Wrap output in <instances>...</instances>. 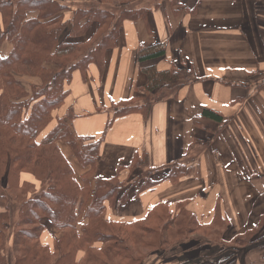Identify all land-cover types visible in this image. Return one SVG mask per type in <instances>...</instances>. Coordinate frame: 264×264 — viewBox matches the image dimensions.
<instances>
[{"label":"crops","instance_id":"0c3cea01","mask_svg":"<svg viewBox=\"0 0 264 264\" xmlns=\"http://www.w3.org/2000/svg\"><path fill=\"white\" fill-rule=\"evenodd\" d=\"M72 2L138 13L122 20L102 66L92 61L73 71L69 94L42 133L72 114L75 135L99 142L90 182L117 177L123 183L104 203L106 218L132 222L165 202L173 213L185 208L214 226L209 239L223 248H237L236 237L248 230L252 240L264 239V0ZM158 44L165 47L162 57L138 60L141 47ZM11 46L5 42L1 54ZM151 66L185 70L186 76L164 87L147 116L114 117L125 101L144 103L137 90L149 78L143 67ZM177 164L191 167L189 173L168 177ZM21 180L40 186L29 173ZM42 223L41 243L53 248L61 233L48 218ZM246 264H264V246L251 250Z\"/></svg>","mask_w":264,"mask_h":264},{"label":"trees","instance_id":"16d2710c","mask_svg":"<svg viewBox=\"0 0 264 264\" xmlns=\"http://www.w3.org/2000/svg\"><path fill=\"white\" fill-rule=\"evenodd\" d=\"M67 8L59 0H0L3 23L0 27V264H139L145 248L181 239L185 233L201 231L215 235L214 226L202 223L185 208L173 213L165 202H158L145 218L132 222L106 218L104 203L113 201L123 183L117 177L90 182L91 170L99 156V142L75 135L70 124L72 114L68 121L59 120L48 135L38 140L52 111L68 96L67 85L73 71L85 69L92 61L102 66L103 50L111 45L122 20L138 17L137 11L130 8L120 9L116 14L107 8L77 7L73 18L66 20L61 12ZM113 15H118L115 27L100 37ZM67 25H71L69 37H81L79 40L61 39ZM6 41H12L14 47L4 56L1 50ZM82 48L86 49L77 56ZM164 54L163 44L141 47L138 60L144 62ZM143 70L149 78L137 91L145 95L144 103L137 106L136 101H125L115 110L114 117L133 112L147 116L153 103L163 97L164 87L186 76L185 70L183 73L176 68L159 71L151 66ZM19 75L36 76L41 84L33 85L30 95ZM26 108L32 109L23 118ZM204 114L222 119L212 110ZM59 140L71 147L86 170L83 185L74 176L71 164L57 144ZM190 168L177 164L168 177L179 178L189 173ZM23 173L32 174L40 182L41 195L38 198L30 196L31 193L24 195L21 225L13 238L15 254L8 255L4 252V232L9 218L4 209L9 195V198L18 197L14 183L20 189L24 186L37 189L33 183L21 180ZM41 216L63 232L53 248L41 243L44 230ZM179 220L183 224L175 228ZM170 228L174 232L168 233ZM251 236L252 230H248L236 237V247L257 241ZM227 260L240 263V255Z\"/></svg>","mask_w":264,"mask_h":264},{"label":"rangeland","instance_id":"374dc122","mask_svg":"<svg viewBox=\"0 0 264 264\" xmlns=\"http://www.w3.org/2000/svg\"><path fill=\"white\" fill-rule=\"evenodd\" d=\"M65 2H66L65 5L69 8V10H71L70 14H64V9L62 10L61 14H64V16L66 17V20H70L71 18H73V16H74L73 12L77 7L86 8V9H97L100 7V5L96 4V3H90L88 5L83 6L82 3H75V5H73L72 0H65ZM117 17H118V15H113V17L108 20V23H112V24L116 23ZM70 31H71V25H67V28L65 29V32L62 35L61 39L62 40H70V39H72V40L78 39L79 40L81 38V37H75L72 35H71L72 37H69ZM104 31H106V29ZM104 34L105 33L102 32L100 37ZM9 42L12 43V41H9ZM13 47L14 46L12 43V46H11V48L7 54H10ZM85 49L82 48L80 51L81 53L77 56H81V54H83V51ZM18 78H19V80H21V82L23 84H25L26 90L29 92L30 95L32 94V92H31L32 86L41 84V79L36 77V76L19 75ZM61 106L57 107L56 109L60 108ZM31 109L29 108V110H28V108H26L24 110L23 118L30 115ZM56 109H54L52 111L51 119H50L49 123L46 125V127L53 120V118H54L53 113ZM69 115L70 114H67L65 117L58 118L57 124H59V120H61V119L68 121V119H70ZM45 128H43L42 131L40 132V134L38 136V140H41L43 138L42 133L45 130ZM57 144L59 145L64 156L67 158L68 162L71 164V166L75 172L74 176L83 185L82 179H83V176H84L86 170L80 165L77 157L74 155V152L69 145H67L65 142H63L61 140L57 141ZM5 163H7V161H5ZM2 166H3V170H4V165H2ZM4 183H6V182H4ZM32 189L33 188H31V186H24L22 189H20L17 186V183H14V191L16 190L18 197L9 198L10 195L8 194L9 195V197H8L9 200L7 201L8 205H7V208L4 209L7 213V218H9L8 219L9 220L8 221V228H6V230L4 232V236H5L4 252H6V254H8V255H11V254L14 255L15 254V249H14V245H13V238H14L15 230L17 228L19 229V225H21L20 221H21L22 215H23L22 202H24V195L27 193V196H29V194L31 193L30 196H33L34 198H38L41 195V189L35 188L36 191L32 190ZM43 216H41V217L43 218ZM40 223L42 224V219L40 220ZM182 224L183 223H181V221L179 220L177 222V224L174 225V227L175 228L179 227ZM42 225H44V224H42ZM61 232L62 231H60V233ZM169 232H174V231L171 229L168 231V233ZM62 234H63V232L61 233V235ZM185 235H186V233L183 235V237L181 239L171 240L170 242H167L165 244H159L156 246L154 245V247H152L151 249L145 248L144 253L140 257L141 261L139 262V264H202V263L210 264L207 261L215 262L217 256L225 253L228 250H233L231 248H229V249L223 248L222 244H219V243H221V241H216L215 239L212 242L207 241V240H209V238H211L210 235H206V234H204V232H201V231H196L195 233H188L186 236ZM142 259H143V261H142ZM227 259L228 258L219 262L218 264H232L231 262L229 263L230 260H227ZM237 264H240V263L237 262Z\"/></svg>","mask_w":264,"mask_h":264},{"label":"water","instance_id":"95a60500","mask_svg":"<svg viewBox=\"0 0 264 264\" xmlns=\"http://www.w3.org/2000/svg\"><path fill=\"white\" fill-rule=\"evenodd\" d=\"M264 246V239L262 240H257L254 241L246 246L243 247H239V248H235L233 250H228L225 253L219 255L216 257L215 262L213 261H207L208 263H212V264H218L219 262L225 260L226 258H229L231 256H237L240 255V264H246V256L247 254L256 248L262 247ZM202 264H206V263H202Z\"/></svg>","mask_w":264,"mask_h":264}]
</instances>
